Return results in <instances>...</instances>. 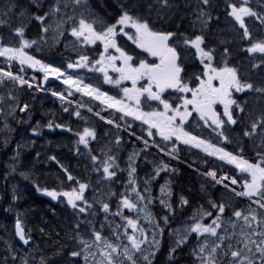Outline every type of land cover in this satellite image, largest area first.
Here are the masks:
<instances>
[{
	"label": "snow or ice",
	"instance_id": "1",
	"mask_svg": "<svg viewBox=\"0 0 264 264\" xmlns=\"http://www.w3.org/2000/svg\"><path fill=\"white\" fill-rule=\"evenodd\" d=\"M177 7L175 0H146L145 4L120 0L117 14L105 18L107 14L102 16L90 0H47L46 9L42 0H28L27 7L20 0L0 4V28L7 29V35L0 34V116L4 117L0 131L5 133L4 145L13 130L9 118L30 110V104L17 95L25 89L49 91L61 101L65 113L85 124L75 132L66 123L48 121L45 126L74 132L76 152L82 154L83 146L89 170L97 178L95 184L74 176L51 156L72 186L63 190L37 186L53 200L65 199L74 210L69 238L75 243L67 253L72 264H153L158 237L166 229L176 237L169 249L170 259L177 249L194 240L190 264H264V0L257 7L250 0H225L224 14L235 35L219 38L215 46L209 45L206 32L213 20V0H196L191 31H181L179 26L174 30L156 27L150 19L153 13L159 21L170 19ZM249 20L258 22L260 34L252 31ZM33 22H38L39 32L29 38L27 29ZM62 41L75 54L74 59L67 58L66 66L32 54ZM233 47L247 57L252 75H244L242 64L231 62ZM189 67L196 70L189 72ZM29 69L42 76L28 77ZM50 77L60 81L64 90L46 88ZM104 85L118 91L112 94ZM75 94L90 100L77 101ZM81 109L116 130L105 133L107 142L98 150L92 147V142L98 141L97 129ZM38 130L39 126L31 129L34 135ZM121 131L142 145L137 151L133 142L126 169L119 163L118 152L125 143ZM229 145H234L232 150ZM248 145L251 157L246 155ZM152 148L177 160L184 148L197 150L196 156L203 153L199 158L206 166L201 173L206 185L222 190L221 195H208L194 208L180 195L178 207L192 211L176 229L171 227L177 208L171 200L170 181L160 185L159 197L152 195V182L161 172L177 170L163 159L148 161ZM141 158L154 165L142 180L137 172ZM215 161L232 166L231 171L209 166ZM124 171L127 178L122 190H113L111 186L120 183L118 173ZM20 175L29 178L27 172ZM102 184L108 185L107 191H101ZM208 188L202 185L204 191ZM90 189L91 200L86 195ZM12 199H18L17 195ZM157 200L166 210L159 218L151 211ZM14 237L23 246L32 247L30 231L20 218L15 220ZM63 247L60 245L56 254ZM0 264L37 261L31 253L21 254L6 244ZM39 264L50 262L42 255Z\"/></svg>",
	"mask_w": 264,
	"mask_h": 264
},
{
	"label": "trees",
	"instance_id": "2",
	"mask_svg": "<svg viewBox=\"0 0 264 264\" xmlns=\"http://www.w3.org/2000/svg\"><path fill=\"white\" fill-rule=\"evenodd\" d=\"M143 1L144 0H131V2H138L140 4H142ZM119 2L120 0H100L96 6L100 13L114 14L115 11L118 10L117 8L119 7ZM124 2L127 3L129 0H124ZM190 2L191 1L189 0V4ZM20 3L25 7L28 6V0H20ZM184 16H186V14L181 11V13L177 16L176 21H180ZM38 32V22H33L28 26L27 35L29 38L36 36ZM260 33L261 32H258V34ZM230 36L232 35L227 33L226 29L222 30L220 28L219 34L214 35V37L218 40L219 38ZM214 37L212 38L214 39ZM212 38L210 37V40L214 41L215 39L213 40ZM236 43L239 42L236 41ZM230 59L233 63L242 64L245 72L248 70V59H246L245 56L239 52L238 48L233 47L232 57ZM29 92L32 91L25 89L19 92L17 95L20 97L21 101L24 102L23 100L25 99L23 97L27 96V93ZM38 99V96H30L29 99H26L30 106L33 105V109L37 115L41 113V110L38 111L40 103ZM49 105V103L44 104V113L51 112ZM15 125L19 126V123L16 122ZM53 137L49 139L50 142L48 144L46 143L45 145L41 146L40 139L36 137L35 144L29 147V149L14 148V150H11L12 146L10 145L9 148L8 145V153L15 152L17 155L18 152L19 155L18 158L15 159V162L11 164V166H9L8 163V175L7 173L5 174L3 171H1L2 169L0 166V183L3 182V184L0 185V189L2 188L6 200L8 197V222L10 220L9 214L12 212V209L17 208L23 217L24 225L26 226L27 230L30 231L32 238L36 243V249L39 247L40 249H44L49 256L64 258L67 255L70 245H72V240L69 238V235L71 234L72 229L71 222L73 219V214L69 209L63 207L62 205L58 203L54 204V202L42 195L41 191L37 190V186L50 188L54 187L58 190H63L70 187L71 184L70 181H67L66 176L63 174V170L60 167V164H64L63 162L58 160L60 162V164H58L56 160L51 161L44 159V157H47L49 154L55 156L57 159H60L62 156H64L60 155L57 150H51L50 145L54 144L55 142L54 148L56 146H62L65 149L68 139L64 136H57L55 138ZM0 151V154L5 153V148L0 146ZM37 153H39V155H37ZM159 158L160 157L157 156V160ZM0 159L2 161V157H0ZM194 164L199 169L203 171L205 170L206 166L201 161L194 162ZM64 166L71 172L72 168L70 165L65 164ZM13 167H15L16 171H12ZM175 169L177 171L173 173V176L176 177V179H174V188L176 192L173 197V203L177 208L176 215L179 217L175 216L172 221L191 215V208H188L187 206L184 208L178 207L180 195L187 197L191 201L193 208L198 204L204 203L208 195H212L214 197L221 195L222 190L219 187L215 189L208 188L205 182L206 178L195 173V171L192 169L182 165L175 167ZM22 171L29 173L28 179H25L20 175V172ZM157 183H162V179ZM202 185H204L205 188H208L207 192L202 189ZM13 194L17 195L18 199L13 200ZM241 206H243V204ZM165 211L161 209L157 210L158 218L162 217L165 214ZM41 228L44 229V232L40 231ZM57 233H59V235H57ZM54 241H59V244H55ZM60 245H63L64 247L59 252V254H56ZM182 251H186V248H183ZM180 253L181 250L175 253L174 256L179 257L181 256ZM189 260L184 259L182 262L190 264L191 258ZM178 263L179 260L169 258V248L167 247V244L163 246L162 250L157 254L155 260H153V264Z\"/></svg>",
	"mask_w": 264,
	"mask_h": 264
},
{
	"label": "flooded vegetation",
	"instance_id": "3",
	"mask_svg": "<svg viewBox=\"0 0 264 264\" xmlns=\"http://www.w3.org/2000/svg\"><path fill=\"white\" fill-rule=\"evenodd\" d=\"M177 2H175L178 7L175 9V11L171 14V18H165L163 21H159L156 19L155 14L153 13L150 17V19H152V21L154 22L156 27H165V28H170V29H175L177 26H179L181 31H191L192 30V21L194 20V11H195V5H196V1L195 0H190V4H189V0H175ZM146 0H144L142 2V4H145ZM221 6V0H213V8L210 9V11L212 12V16H213V20L209 25V28L206 29V32L209 36L214 37V35L219 34V27L217 26V22L219 20H216L217 16H220V8ZM118 9V8H117ZM181 11L183 13L186 14V16L182 17L180 21H176L177 16L181 13ZM142 13L147 15L146 10L142 9ZM105 15V14H103ZM102 15V16H103ZM116 14H107V16L105 18H108L110 16H115ZM215 38V37H214ZM130 43V42H129ZM134 47V46H132ZM71 58H75V56H72ZM190 68V67H189ZM194 67H191L190 72L195 71ZM189 70V69H188ZM50 81H52L51 83H54L55 80L51 79ZM104 87V86H103ZM106 89V88H104ZM118 91L117 89L115 91L111 90L112 94H115V92ZM75 99L77 101H88V99H84V97H80L79 94H75ZM240 99H244L243 94H240ZM249 100H251L250 97H248ZM98 102H93V105H95ZM57 105L59 106V103H57ZM73 108H75L76 106H72ZM110 111V110H109ZM81 112L86 115L88 117V122L90 125L94 126L97 129L98 132V141L97 142H92V147H94V145H104L106 142H102V134H101V126H105L106 124L99 120L98 117H95L92 113H87V111L85 109H81ZM103 114H107L102 112ZM67 121L66 124L69 125L71 128H73L74 132L75 130H80L82 129L85 124L83 121L79 120L77 117L75 116H68L66 117ZM60 119V114H58V118H54L51 119L50 121H53L54 123H58ZM138 123V122H137ZM58 131H62L64 133L68 134V138L69 141L66 144V146L69 148L70 150V157L69 158H65L64 160H62L63 162L66 163H73V164H78V165H87L90 164V162L87 159V156L85 154H83L85 152V150L83 149V146L81 147V153L82 154H77L76 152V140L77 137L75 136L74 132H68L66 130H58ZM136 131L140 132V129L137 127ZM123 132V131H122ZM120 132V134L124 137V141L125 143L122 144L120 151L118 152V155L122 158H126L133 150V142L136 144V148L135 150H139L140 148V143L138 141H135L132 137H130L129 135ZM158 139V138H157ZM101 142V143H99Z\"/></svg>",
	"mask_w": 264,
	"mask_h": 264
},
{
	"label": "rangeland",
	"instance_id": "4",
	"mask_svg": "<svg viewBox=\"0 0 264 264\" xmlns=\"http://www.w3.org/2000/svg\"><path fill=\"white\" fill-rule=\"evenodd\" d=\"M42 2L45 4V9H46V6H47V0H42ZM253 2L254 3H256V1L255 0H253ZM248 23H250L249 21H248ZM251 23L252 24H255L256 25V28L257 29H259L258 27H257V23L258 22H255V21H253L252 22V20H251ZM1 31L3 32V29H1ZM1 34V33H0ZM5 35H7V30H6V34ZM8 39L9 40H11V37H8ZM46 49H59L61 52H62V54H61V57L62 58H59V60H56V63L57 64H60V63H63L65 66H66V63H67V59H65V58H71L72 56H75V54L71 51V47L69 46L67 49L64 47V42L62 41L61 43H59V44H55L54 46H52L51 48H49V47H47V46H45V47H43L42 48V50H40V51H33V54H37V55H41V54H45V56H46V59H47V56H48V53H45L47 50ZM46 50V51H45ZM42 51H45V52H42ZM36 55V56H37ZM42 56V55H41ZM37 57H39V56H37ZM43 57V59H44V56H42ZM0 60H2V58H0ZM48 60V59H47ZM69 71H71V70H69ZM37 76L38 77V72H33L31 69H29L28 70V72H27V76L28 77H32V76ZM60 82V81H59ZM61 87H63V88H65V86H63L62 84H61ZM104 88H106L105 90H113V91H115L116 89H115V87L114 86H112V85H104ZM44 92V94H48V92H46V91H43ZM80 95V94H79ZM81 97V96H80ZM88 99V101L90 100V98L89 97H84V99ZM27 115V118L24 120V121H21L20 122V124L21 125H26V124H30V123H33V120L35 119V115H33L31 112H30V110L28 111V112H26V113H17L16 114V118L15 119H13V118H9V123H10V125H11V128L13 129L10 133H8V137H9V142H8V144H7V146H5L4 145V143H3V141H4V136H5V133L3 132V131H0V146H2V147H4L5 149H7L8 150V145H9V148H10V145H11V143L12 142H15V143H18V144H26L27 142H28V140H29V138L27 139L26 137H25V135H26V133L21 137V138H23L22 140H20V136H21V134H20V136H18L19 138V140L17 141V136H15V134H14V128H15V126H14V123H13V120H16V119H19V120H22L25 116ZM3 120H4V117L3 116H0V127H2V123H3ZM47 124V123H46ZM45 124V125H46ZM44 125V126H45ZM37 126H40V122H38L37 120L34 122V124L31 126V129L33 128V127H37ZM46 127V126H45ZM14 137H16V140L14 139ZM12 149V148H11ZM0 153H1V151H0ZM9 154H11V155H13L12 154V152H10V153H8V154H6V159H5V167L8 169V155ZM10 156V155H9ZM13 157H15L14 155H13ZM9 161H11V159H9ZM171 187V186H170ZM158 192L160 193V188L158 189ZM153 213V212H152ZM154 216V215H153ZM16 217H18V216H15V217H13L12 218V220H11V224H12V221H14L15 220V218ZM155 217V216H154ZM102 219V218H101ZM181 225V224H180ZM179 225V226H180ZM178 226V227H179ZM6 227H7V230H6V232L4 233V231H2L3 232V235L1 236V242H2V244H1V247H0V249L1 250H3L4 252H3V255H5V249H6V244H11V245H13V243H12V238H14V230L12 229L11 231H10V228L6 225ZM177 227V228H178ZM164 237H165V234L163 233V236L162 237H158V239L160 240V245H159V249H160V247H161V243L163 244L164 243ZM13 246H15V245H13ZM22 247V246H21ZM20 246H16V248L18 249V251L20 252V253H22V254H24V253H31V255L32 256H35L34 254H33V249H34V247H33V245H32V247H29L28 249H24L23 247L21 248ZM37 261V260H36ZM37 264H39V260L37 261ZM60 264H66V261L65 262H62V263H60Z\"/></svg>",
	"mask_w": 264,
	"mask_h": 264
},
{
	"label": "bare ground",
	"instance_id": "5",
	"mask_svg": "<svg viewBox=\"0 0 264 264\" xmlns=\"http://www.w3.org/2000/svg\"><path fill=\"white\" fill-rule=\"evenodd\" d=\"M48 175V174H47ZM39 238V237H38ZM48 249V248H47Z\"/></svg>",
	"mask_w": 264,
	"mask_h": 264
}]
</instances>
